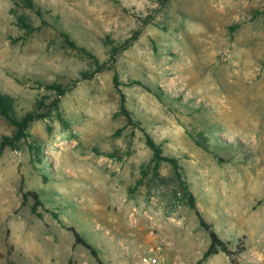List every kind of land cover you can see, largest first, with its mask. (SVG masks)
Returning a JSON list of instances; mask_svg holds the SVG:
<instances>
[{"label": "rangeland", "instance_id": "obj_1", "mask_svg": "<svg viewBox=\"0 0 264 264\" xmlns=\"http://www.w3.org/2000/svg\"><path fill=\"white\" fill-rule=\"evenodd\" d=\"M32 1L0 0V92L45 116L0 157V264H264V0ZM44 84L71 86L58 110ZM14 132L0 114V142ZM148 137L238 256L203 260L209 232Z\"/></svg>", "mask_w": 264, "mask_h": 264}, {"label": "trees", "instance_id": "obj_2", "mask_svg": "<svg viewBox=\"0 0 264 264\" xmlns=\"http://www.w3.org/2000/svg\"><path fill=\"white\" fill-rule=\"evenodd\" d=\"M24 5L32 10H35V3L32 0H22ZM38 12H41L40 10ZM18 23L22 27L23 30H26L28 32H31L33 30V27L28 23V21L23 18V16L18 18ZM70 45L74 46V43L69 42ZM118 50L117 48L113 51V59L116 57ZM101 70V66L97 68L96 72H99ZM94 74L90 75L89 77H93ZM85 79H88L89 77L87 75H84ZM114 86L116 88H119L120 80L118 75L115 76ZM135 84L141 85V82H135ZM41 87H44L47 91L54 92L56 95V98L54 101H52V105L55 110L59 109V101H61V97H64L70 90L71 86H63L62 84H44L41 85ZM124 100V99H123ZM123 112L129 117V114L125 107L123 106ZM0 114L6 119V121L15 128V132L12 136H5L2 141L0 142V157L4 150L6 148H15L17 147V144L19 142H22L23 140H28L30 137L28 133V129L30 127V124L35 121L37 118H43L45 116H41V114H34L29 113L24 117H19L16 110H15V104L13 101V98L3 94L0 92ZM197 141L198 145L201 147H206V143L202 140ZM147 145L152 151L153 157H152V163L154 164V167L156 170H158L163 162H168L171 164L174 168V180H175V189L172 193V200L175 203L176 206L179 205H185L190 210L196 211L198 218L200 220V225L204 229H206L209 232L210 235V245L208 249L205 251L203 255V260H208L210 257L219 254L220 252L228 253L229 255L236 254L237 256L240 254V252L243 250L241 247H239L238 251L235 253L229 249L228 244L222 240V238L219 236V234L215 231L214 227L209 224L203 217L202 213L199 211L196 198L194 196L193 191L191 190V187L187 181V179L182 174V169L180 166V163L178 159L176 158H170L166 156L163 153L162 147L157 144L152 138H147ZM33 196V199L36 201L35 205L31 208V211L33 214H35L37 217H42L41 213L38 212V208L42 206V202L39 198V195L36 192L29 193ZM28 193L24 194V203L26 202L28 196ZM74 232L75 237V243L77 245H84L85 247L89 248L92 253L97 256L98 252L96 249L93 248L92 245L88 244L85 240L82 239L78 231L76 229H72ZM233 264H240L238 260L234 259L232 261Z\"/></svg>", "mask_w": 264, "mask_h": 264}, {"label": "built area", "instance_id": "obj_3", "mask_svg": "<svg viewBox=\"0 0 264 264\" xmlns=\"http://www.w3.org/2000/svg\"><path fill=\"white\" fill-rule=\"evenodd\" d=\"M154 254L137 257L134 261V264H169L166 260V256L163 255L161 248H158L157 251H152Z\"/></svg>", "mask_w": 264, "mask_h": 264}]
</instances>
